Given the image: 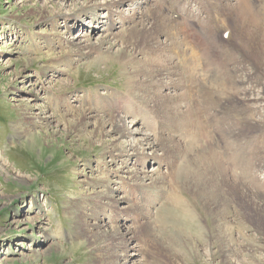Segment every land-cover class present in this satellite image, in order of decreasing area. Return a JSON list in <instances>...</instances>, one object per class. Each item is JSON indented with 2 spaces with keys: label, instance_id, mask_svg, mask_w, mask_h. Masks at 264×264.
Instances as JSON below:
<instances>
[{
  "label": "rangeland",
  "instance_id": "obj_1",
  "mask_svg": "<svg viewBox=\"0 0 264 264\" xmlns=\"http://www.w3.org/2000/svg\"><path fill=\"white\" fill-rule=\"evenodd\" d=\"M105 1L97 0L99 5ZM129 1L117 9L125 20L131 17L122 24L88 0H0V264H264V75L245 73L246 68L262 70L264 37L256 40L249 26L228 13L223 24L251 60L249 67L214 40L202 12L214 0H170L178 4L172 9L176 14L166 11L169 0ZM251 1L264 33V0H255L260 6ZM231 4L236 6L237 0ZM85 5L90 12L96 9L102 23L112 16V31L105 32L104 25L88 17L75 26L65 22L62 14L74 15ZM254 7L261 9L259 15ZM163 11L171 20L177 16V32ZM139 16H147L156 31L168 33L175 43L182 41L183 30L192 39L200 36L209 68L220 70L218 56L235 64L239 72L211 92L220 105L199 100L195 77L165 79L174 88L163 91L150 75L152 69L137 65L140 55L132 47L125 51L127 58L122 56L129 61L122 73L118 54L127 34L140 29ZM81 33L92 35V44L104 39V46L93 53L71 47L83 38ZM135 37L149 43L147 34ZM103 53L111 60L99 59ZM33 96L36 100L29 101ZM232 98L236 104L230 103ZM164 99L171 102L167 117L158 109ZM28 102L40 118L49 117L36 119L31 133L38 131V147L32 151L16 135L19 125L30 128L31 111L21 107ZM80 112H93V117L73 127L69 123L78 121ZM116 114L124 120L119 129L131 138L119 135L108 121ZM181 118L190 124L174 137L170 127ZM144 136L153 143L165 138L166 152H150ZM129 144L149 152L144 155L148 161L119 158V149L128 153ZM210 161L227 172L233 201L201 195L193 169ZM133 172L136 182L143 173L156 182L136 186ZM153 188L158 190L155 197L146 198L143 191ZM118 250L134 253L129 260H117Z\"/></svg>",
  "mask_w": 264,
  "mask_h": 264
},
{
  "label": "bare ground",
  "instance_id": "obj_2",
  "mask_svg": "<svg viewBox=\"0 0 264 264\" xmlns=\"http://www.w3.org/2000/svg\"><path fill=\"white\" fill-rule=\"evenodd\" d=\"M63 1H65V0H63ZM88 1L92 3V5H89V6H94L95 8L103 6V8L105 10H107L110 14H113L114 16L116 15L118 17V19H120V23H122V24L130 21L131 17H129V19L127 21V19L125 20V18L122 16V14L117 11L119 5H121L122 3L124 4L126 2L128 4H132V3H130L129 0L128 1L127 0H106L104 2V4H100V5L97 2V0H88ZM142 1H145V0H142ZM146 1H148V0H146ZM163 1L167 2L168 0H163ZM250 1L251 0H237V5L234 6L231 4V0H214V4L212 3L213 5L207 4L204 9L201 8L204 15H206L205 21L207 23H209L212 27L211 28L209 26L212 29L211 30L212 33H214L213 34V36L215 37L214 40H216L218 42L217 44H219L220 47L224 48V50H226V52H228L229 54H231V55L234 54L239 63H242V64L247 63L249 65V67H251V65H252L251 60L245 56V54L243 53V51L240 48H237L238 46L236 47V45H235L236 43L234 44V42L231 41L232 37H231V39L229 37L230 36L229 35V28L226 24H223V23L225 22L226 18H228V16H227L228 13L230 11H233L238 18L239 24H241L242 26L246 25L247 27L249 26L251 28L250 34L253 35L254 38H256V40L259 41V39H260L259 37L263 38L264 33L262 32L263 30L260 27L259 23H261V25H263V24H262V22H258L256 19L257 17L254 16V14H252L251 8L253 6L249 5ZM255 2H257L256 4H258L260 6L259 1H255V0H253V3L251 1V4H255ZM173 3L174 2H170V0H169V6L167 7L165 4L166 11L168 9H170V10L174 9V11H175V9L178 7V6L176 7V5H178V4L176 3V5H175ZM86 6L87 5L81 6L80 8H78L76 10L77 13L74 15L66 16L67 13L62 14L64 16L63 18L65 19V22H67V24H71L72 26H75V25H79L78 22H80L81 19H84V17H88L90 19V21H92V23H94V24H100L101 23V25H104V27H105L104 31L105 32H111L115 26V23L113 22L112 16L108 15V17L106 18L107 22L102 23L100 21V18H97L95 15L94 11L96 9L95 8L92 9L93 11H91L92 12L91 13L90 11L87 10ZM253 10L257 11V14H258V10H261V9L259 7H254ZM174 11L172 10V12H173L172 14H176V13H174ZM200 13H201V11H200ZM162 14L165 17L169 16L165 13V11H163ZM260 16H261V13H260ZM180 17H181V15H180ZM176 18H177V16H175L174 19L171 20V18L168 17L169 23H170L172 29L177 32V30L175 28L177 26V23H178ZM261 18L263 20V17H261ZM261 18H259V19H261ZM138 19L140 21L139 22L140 29H138V30L134 29L133 33L130 31H129L130 33L128 32L129 33V35L127 34L128 38L125 39V41L123 42L124 49L122 51H120L118 54V58L122 64L121 65L122 71H123L122 73H124L125 65L127 64V62H129V61L123 62L122 58H124V57H122V56H125L127 58V52H125V51H127V49L132 47L140 55L139 56L140 58L136 59L137 65L139 67H143V68H146L148 66L150 69H152V72L150 75H152V78L155 77V79H157V81H158L157 85L159 83L158 86H159V88L163 89V91H168V90H171L174 88L172 85H170V82H166V81L167 80L170 81L172 79V77H174L175 75L180 76L181 79H185L186 76L187 77H195L199 87L201 88L200 89L201 98L199 100L204 102V104L205 103L215 104L216 97L214 98V94H212L211 92L219 86V84L221 83V81L223 79L229 78V76H232L231 74L234 75V74H237L239 72L237 70V68L234 66L235 64H232V65L229 63L226 64L225 61L223 60V56L213 55L215 57L218 56V59L217 60L215 59L216 60L215 63H216V65L220 66V68L217 66L220 70L214 69L212 67L209 68L208 67L209 65L206 64V61L204 59L205 58L204 53L201 51V47L203 46V44H202V41H199L200 36L197 37V35H195L196 37L194 39H192V36H190V32H188L189 30L188 31L183 30L182 37H181L182 41L180 43H175L169 37L168 33H165L164 31L161 32L159 30L156 31L153 24L150 22V19L147 16H139V17H137V20H135V21H138ZM132 23H134V21ZM54 25H55V23L51 22L49 26L54 28ZM94 27H96V26H94ZM193 27H196V26L193 25ZM94 32L95 31H93L92 34ZM81 34L83 35V38L77 39L76 42H72L73 44H71V47L74 46V48H75V47L79 46L83 50H87L88 53L89 52L93 53V52H98L104 46V41H103L104 39H100V40L96 41V43L92 44V43H90L92 35L86 36L84 33H81ZM132 34H133V36H138V37L141 35H146V34L149 35V37H148L149 43L148 44L143 43V42L140 43V40H139L140 37L138 39L135 37L136 38L135 39V38H133ZM211 38H213V37H211ZM161 39L163 41H161ZM143 40H144V38H143ZM217 44L215 43V45H217ZM98 58L99 59L101 58V60H105V61L110 59L108 57V55H106L104 53L100 54ZM210 58H212V57H210ZM116 60H118V59L116 58ZM173 61H174V63H173ZM212 64H214V63H212ZM229 65H231V66H229ZM149 68L145 69V71H150ZM257 68L256 69H255V67H253L252 69L246 68L245 73L248 75L250 72L253 71L254 73H257V74L259 73V75L260 74L264 75V61L261 64L262 70H258ZM209 76H211V77H209ZM208 77L211 78L210 81H207ZM165 79H167V80L164 81ZM190 85H188L185 88L186 91L187 90L189 91ZM224 85L226 88L227 87L226 81H224ZM28 86L33 87V89L36 87L35 84H30ZM30 92H32V91H30ZM30 97L32 98V95L30 96V94H29L28 98H30ZM233 98L230 100V103L236 104L237 100H234ZM34 100H36V99L33 96V100L30 99L29 101H34ZM243 100L245 103L246 100L245 99H243ZM57 102L59 103V101H55V104ZM242 103H243V101H242ZM220 104L221 103H219L217 100L215 105H220ZM111 105L117 106V103L113 102ZM170 105H171V102L169 99H164L161 101V104L158 107V109H162V112L164 113L162 115L164 117H167L166 115H168V110L170 108ZM193 106H194V101H193ZM21 107H26V110L31 111V113H29L30 117L28 116L29 118H31L28 121V123L30 122L29 123L30 128L26 129V127H23L22 125H25L23 123V124L19 125L18 128H16V135L20 136V138H25L24 140L27 141L28 146H29L28 149H30L32 151L37 146V143H38L37 139H36L38 137V134H37L38 131L35 130L34 133H31L32 128H34V125L36 124V119L48 120L49 117L43 116L44 118H40L38 113L33 112L34 109L30 105V102H28L26 105L21 106ZM57 108H59V107H55V109H57ZM92 113L93 112L89 113L88 115L93 117ZM128 114L130 116H132V112H128ZM88 115H84L80 112V115H78L79 117L77 119L78 121L75 120V122H70L69 124L72 125L73 127H75L77 122H81L84 118L87 119ZM46 118H48V119H46ZM108 121L110 123H113L116 125L113 127L115 128L114 130L118 131L119 135H123L125 138H131L130 132L127 133L126 131H121V129H119V127H120L119 124L120 123L122 124L124 122L123 118L120 117V114H116L114 117L109 118ZM189 124H190V122L187 119H184V118L179 119L177 122H175V125H173V127H170L171 132L173 133V136L175 135L174 137H179L180 135H182V133L180 135L178 133H180L181 131H184L185 128H187L189 126ZM203 130H205V129L203 128ZM134 132H135V130L133 131V133ZM168 142H165V138H161L160 140H157L155 143L150 142V140L147 136H144V139H143L144 145H146V146L148 145V150L150 152L156 151L157 148L162 149L161 150L162 152H166L164 150V148ZM129 146H130V151H128V153H126V151H124L121 148L117 152V156H119V158H120V156H125V158L128 157V158L134 159L136 164L144 163V162L148 161L146 156L149 154V152H148V154L146 152H138V148H135L134 145L129 144ZM208 153H212V152L210 151ZM144 155H146V156H144ZM150 155L151 154H149L148 156H150ZM150 160L151 161L154 160L153 162H155L156 166L159 165L158 161L155 160L154 158L153 159L151 158ZM122 163L126 164V160L123 159ZM208 163L209 162H207V164L204 167H201V168L196 167V169L194 167V169H193L194 172L196 173L198 179L201 181V185L199 187L201 190V192H200L201 195L207 194L206 197H208V199H212V200L215 198L221 199L223 201H227V203H229L230 201H233L234 198H236V197L234 196L235 193L233 192L231 187H229V185L227 184L228 183L227 182V177H228L227 172L222 171L221 169H218L219 166H217L216 162L210 161L211 164H208ZM135 165H133V166L135 167ZM230 167L231 166H229V168ZM134 171H136V168H134ZM5 172H7V171H5ZM132 177L135 181L134 185L140 186V187H144V185H145L144 182L146 183V181H148V182L150 181L151 183L156 182V179L153 177V175L149 174V173L148 174L143 173V176L140 179V182H138V181L136 182V178H138V177H136V172H133ZM16 179H18V178L16 177V178H13L12 180L16 181ZM161 187H162V185L159 182L157 185V188H161ZM157 188H153L152 190L150 189V191H148V193H147V191H143V193L145 194V192H146V194H147L146 198L149 197V194H151L152 196L154 195V197H155L156 192H158ZM151 191H152V193L153 192L154 193L152 194ZM154 197H152V198H154ZM262 219L263 220H261V223L264 225V215H263ZM40 220L41 219L39 218L38 221H40ZM124 228H125L124 229L125 233L123 235L128 236L129 228H126V227H124ZM121 242H119V244L117 245L118 248H119V245L121 244ZM132 250H133V248H132ZM133 253H134L133 251L126 252V251H121V250L119 251L118 250L117 260L118 259L129 260V258L131 256H133ZM130 262L131 263H129V264H140V263L136 262L135 260L130 261ZM124 264H127V263L125 262Z\"/></svg>",
  "mask_w": 264,
  "mask_h": 264
}]
</instances>
